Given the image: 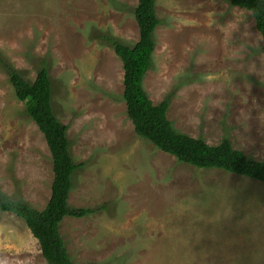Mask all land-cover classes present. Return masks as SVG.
<instances>
[{
  "label": "rangeland",
  "instance_id": "374dc122",
  "mask_svg": "<svg viewBox=\"0 0 264 264\" xmlns=\"http://www.w3.org/2000/svg\"><path fill=\"white\" fill-rule=\"evenodd\" d=\"M137 0H0V188L41 210L51 192L45 138L4 63L42 65L67 125L71 207L59 232L75 264H264V182L180 162L139 137L109 38L138 39ZM160 23L143 87L170 97L178 131L264 161V51L251 13L227 0H156ZM108 38V39H107ZM0 264H46L23 219L0 212Z\"/></svg>",
  "mask_w": 264,
  "mask_h": 264
},
{
  "label": "trees",
  "instance_id": "16d2710c",
  "mask_svg": "<svg viewBox=\"0 0 264 264\" xmlns=\"http://www.w3.org/2000/svg\"><path fill=\"white\" fill-rule=\"evenodd\" d=\"M231 5L248 10L255 28L262 38L264 51V0H227ZM156 0H137L133 15L138 25V39L131 45L116 39L111 41L123 69L122 98L126 114L135 133L176 160L198 168H217L264 182V161L255 160L232 147L225 137L210 145L202 137H192L178 131L167 119L170 97L153 103L143 87V77L151 66L155 48L154 31L160 23L155 11ZM4 59L0 56V61ZM10 83L26 113L42 132L52 158L53 180L45 207L41 210L17 199L0 188V212H9L24 220L37 240L46 264H75L59 232L63 217L80 218L94 212L93 208L71 207L68 196L72 188V174L82 165L75 163L70 153L67 125L55 116L51 102V79L42 65L35 78L27 81L11 65L4 63Z\"/></svg>",
  "mask_w": 264,
  "mask_h": 264
}]
</instances>
